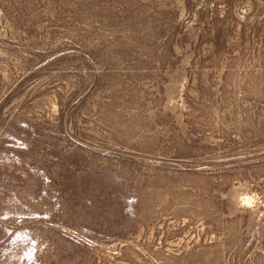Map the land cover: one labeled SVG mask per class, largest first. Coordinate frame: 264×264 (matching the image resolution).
Returning <instances> with one entry per match:
<instances>
[{
	"label": "rangeland",
	"instance_id": "rangeland-1",
	"mask_svg": "<svg viewBox=\"0 0 264 264\" xmlns=\"http://www.w3.org/2000/svg\"><path fill=\"white\" fill-rule=\"evenodd\" d=\"M0 264H264V0H0Z\"/></svg>",
	"mask_w": 264,
	"mask_h": 264
}]
</instances>
